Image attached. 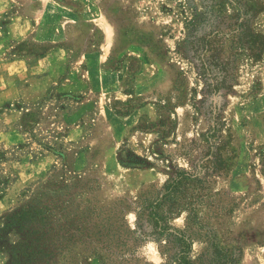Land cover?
Here are the masks:
<instances>
[{
  "label": "rangeland",
  "instance_id": "obj_1",
  "mask_svg": "<svg viewBox=\"0 0 264 264\" xmlns=\"http://www.w3.org/2000/svg\"><path fill=\"white\" fill-rule=\"evenodd\" d=\"M260 1L252 26L264 34ZM199 2L0 0V225L47 181L110 207L161 190L173 166L204 176L176 201L203 226L188 259L207 264V237L237 264H264V60L240 62L229 92L209 95L175 52ZM124 152L154 166L123 167ZM156 248L137 255L165 264Z\"/></svg>",
  "mask_w": 264,
  "mask_h": 264
},
{
  "label": "trees",
  "instance_id": "obj_2",
  "mask_svg": "<svg viewBox=\"0 0 264 264\" xmlns=\"http://www.w3.org/2000/svg\"><path fill=\"white\" fill-rule=\"evenodd\" d=\"M199 3L201 12L193 10L185 37L175 52L197 71L209 95L227 93L236 65L264 60V34L252 26L253 19L263 11L262 3ZM118 163L132 169L154 166L130 152L118 156ZM164 168L168 180L161 190L140 194L131 203L120 200L110 207L88 200L77 203L67 185L47 181L31 201L4 217L0 225V254L5 256L2 264H90L92 260L99 264H149L137 255L146 242L156 245L165 264H194L188 259L193 227L201 231L203 226L195 223L196 207L187 201H176L180 194L200 184L203 175L191 169L166 165ZM4 185L6 179H1L0 197ZM181 212L186 213L184 231L169 225V220ZM131 213L135 217L132 225L127 221ZM210 240L206 237L203 241L213 250L207 264L238 263L233 251L218 248ZM169 246L177 248V252L168 260Z\"/></svg>",
  "mask_w": 264,
  "mask_h": 264
}]
</instances>
